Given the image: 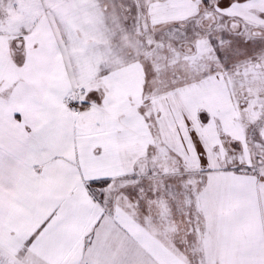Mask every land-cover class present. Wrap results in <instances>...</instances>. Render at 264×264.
I'll return each instance as SVG.
<instances>
[{
  "label": "snow or ice",
  "instance_id": "obj_1",
  "mask_svg": "<svg viewBox=\"0 0 264 264\" xmlns=\"http://www.w3.org/2000/svg\"><path fill=\"white\" fill-rule=\"evenodd\" d=\"M0 264H264V0H0Z\"/></svg>",
  "mask_w": 264,
  "mask_h": 264
}]
</instances>
